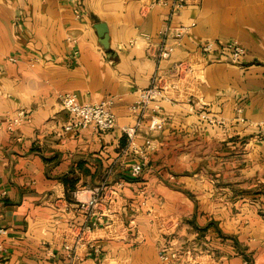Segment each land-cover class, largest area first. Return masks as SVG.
Returning a JSON list of instances; mask_svg holds the SVG:
<instances>
[{"label":"crops","instance_id":"obj_1","mask_svg":"<svg viewBox=\"0 0 264 264\" xmlns=\"http://www.w3.org/2000/svg\"><path fill=\"white\" fill-rule=\"evenodd\" d=\"M186 3L172 28L195 25L158 64L169 12L159 0H0V120L28 113L0 130V264H163V243L194 264H264V128L249 126L264 122V0ZM208 41L246 55L240 65L218 46L203 55ZM154 77L167 95L162 128L149 130L148 112L135 151L124 129ZM65 93L83 105L111 99L115 127L65 132ZM104 181L101 227L81 234L74 193Z\"/></svg>","mask_w":264,"mask_h":264},{"label":"built area","instance_id":"obj_2","mask_svg":"<svg viewBox=\"0 0 264 264\" xmlns=\"http://www.w3.org/2000/svg\"><path fill=\"white\" fill-rule=\"evenodd\" d=\"M164 6L169 8L168 15L164 20L163 27L159 31V44L157 46L155 59L158 64L164 60L171 58L175 48L180 44L178 41L181 37L189 31L191 27L195 25V22H190L187 25H182L179 28H172V20L179 16L186 8V0H159ZM175 41L174 44L168 42L169 39ZM216 46L223 54H227L228 60L235 65H240L243 58L246 55V50L238 42L230 41L226 43H217L214 41L204 42L200 45L199 50L203 55L211 54ZM11 61L15 59L11 58ZM181 64L176 65V71L179 70ZM167 98L164 87L158 78L151 79L149 86L139 90L138 100L130 107V110L137 114L138 118L135 124L128 126L124 129V133L128 140V146L133 150H136L135 138L137 137L138 129L140 128L143 119L147 113L150 112L149 130L156 131L162 128V120L156 115L160 111V104ZM59 106L63 111L69 114V120L64 126L65 132H73L78 129H90L100 134L111 131L116 124L115 115L112 112L113 101L111 99L105 100L94 104H80L78 97L75 93H65L58 95ZM152 113V114H151ZM28 113L25 110H18L13 115H8L4 119L0 120V130L6 129L8 132H14L15 129L27 120ZM205 118V117H204ZM238 122L247 124L243 117L237 118ZM209 124L212 125H224L225 120L222 118H207ZM249 126L254 128H264V122L258 124H251ZM264 139V134L262 135ZM152 142L150 140L145 141L147 148L152 149ZM139 152V151H138ZM142 171V164L135 163L130 168V174L132 177H138ZM105 189V181L103 184L91 188L77 190L74 193L77 208L83 213L85 223L81 226V234H90L94 229L101 227V217L97 210L100 203L103 200V191ZM88 195H85L86 193ZM5 231L0 229V233ZM77 243V242H76ZM75 247H71L68 244L64 245V249L69 254L68 259L72 258V253ZM159 258L163 264H194L195 259L192 258V252L186 250L185 254H182L178 248H174L172 244L163 243L159 248Z\"/></svg>","mask_w":264,"mask_h":264},{"label":"water","instance_id":"obj_3","mask_svg":"<svg viewBox=\"0 0 264 264\" xmlns=\"http://www.w3.org/2000/svg\"><path fill=\"white\" fill-rule=\"evenodd\" d=\"M99 38L101 45L106 49L108 44V28L104 23H97L94 26Z\"/></svg>","mask_w":264,"mask_h":264},{"label":"rangeland","instance_id":"obj_4","mask_svg":"<svg viewBox=\"0 0 264 264\" xmlns=\"http://www.w3.org/2000/svg\"><path fill=\"white\" fill-rule=\"evenodd\" d=\"M256 138H257V140H258V141H261V142H263V143H264V139H263V137L256 136Z\"/></svg>","mask_w":264,"mask_h":264}]
</instances>
